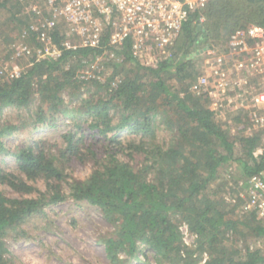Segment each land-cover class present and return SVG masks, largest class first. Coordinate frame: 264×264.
Segmentation results:
<instances>
[{
    "label": "trees",
    "instance_id": "trees-1",
    "mask_svg": "<svg viewBox=\"0 0 264 264\" xmlns=\"http://www.w3.org/2000/svg\"><path fill=\"white\" fill-rule=\"evenodd\" d=\"M21 3L0 0V18L7 17V30H23L43 47L28 16L20 18ZM252 24L264 26V0H214L193 13L174 45L149 63L135 57L130 42L113 59L106 35L99 48L64 50L57 60L32 58L14 77L3 75L0 116L15 111L17 121L0 117V157L12 156L17 170L0 167V185L17 196L0 189V264H15L8 257L11 232L69 199L95 206L113 226L101 239L111 264L138 260L141 246L155 253L157 264H199L205 253L206 264H264V249L246 243L248 235L264 238V219L242 215L238 185L231 192L236 204L223 196L235 162L244 189L250 176L264 179L262 133L248 132L250 112L242 107L247 89L222 92L213 79L194 89L205 73L196 59L207 50H225L227 36ZM7 30L0 34L11 36ZM65 39L63 30L53 34L55 46ZM96 65L103 72L90 76ZM211 89L236 112V123L225 120L227 109ZM62 124L69 130L61 143L6 145L30 126L59 130ZM89 164L85 179H70L72 167ZM184 225L196 236L194 248L183 243Z\"/></svg>",
    "mask_w": 264,
    "mask_h": 264
},
{
    "label": "built area",
    "instance_id": "built-area-1",
    "mask_svg": "<svg viewBox=\"0 0 264 264\" xmlns=\"http://www.w3.org/2000/svg\"><path fill=\"white\" fill-rule=\"evenodd\" d=\"M211 1L214 0H26L30 29L50 48L33 54L30 47L22 46L20 53L38 60H57L64 50L99 48L107 35L113 59H117L115 52L130 42L135 57L149 63L153 54L167 52L189 17L202 11ZM57 30H63L66 36L60 47L53 44ZM208 54L213 57L209 66L220 71L215 75H223L217 81L222 92L231 87L242 90L251 82L259 85L261 98L250 113L248 132H261L264 145V26L252 24L239 28L231 34L225 50L213 49ZM0 72L1 79L4 72ZM209 83L206 70L198 78V85L207 88ZM246 184L245 189L241 184L244 193L239 196L244 200L240 208L242 215L255 213L264 219V179L255 174ZM225 199L229 204L238 201L231 194ZM180 230L184 245L194 248L196 236L186 225ZM208 258L207 253L202 254L199 264H206Z\"/></svg>",
    "mask_w": 264,
    "mask_h": 264
},
{
    "label": "rangeland",
    "instance_id": "rangeland-1",
    "mask_svg": "<svg viewBox=\"0 0 264 264\" xmlns=\"http://www.w3.org/2000/svg\"><path fill=\"white\" fill-rule=\"evenodd\" d=\"M20 1L22 2V10H19V16L21 19L25 20L26 0ZM27 18L30 21V18ZM6 22L9 24L7 17L0 18V30H7L4 24ZM202 22H204V20ZM8 33H12V35L7 37L6 34H0V70L4 72L3 75L18 73L30 67L32 56L21 54L20 48L22 46L30 47L33 54L38 50L50 48L49 45L46 46V44L44 45L42 42L43 47H36L27 40V37H25L26 35L23 34V30L19 31L12 28ZM72 35L75 36L76 34L72 32ZM230 36L231 34L227 36L225 48L228 46ZM7 38L10 40L14 38V40L8 43L6 40ZM214 50H219V48ZM208 51L209 50L204 51L202 55L196 59L197 64L200 65L202 70H205V73L206 70H208L210 80L213 79V81L217 82L219 79L223 78V75L221 73L216 76L215 74L220 73V71L217 69L214 70V68L209 66V60L213 57L209 56ZM95 70L103 72L101 67L96 65L91 68V72H88L89 75H94ZM0 74L2 73L0 72ZM173 86H177V83L173 82ZM198 88L201 89L198 85V81H196L194 89L198 90ZM246 89L247 95L245 97L243 96L244 101L242 102V107L244 110H242L245 111L244 107L248 105V111L251 113V111L255 109L253 103L258 102L261 98V91L257 82L249 83ZM210 92V96L216 98L219 107L223 106L226 109L228 108V106H225L223 103L225 98H222L218 90L211 89ZM86 96L87 95L84 97L86 98ZM64 98L66 102L70 101L68 94H65ZM243 111H240L238 114L243 115ZM235 115L236 112L227 109L225 120L234 122ZM0 117L2 119L11 118L17 121V112L5 110ZM68 130L69 128L65 124H62L59 130H35L33 126H30L28 130L6 139V145L8 148L14 149L17 146H24L40 139L50 144H55L56 142L61 143L62 135ZM167 134L168 133L164 131L160 132L161 136ZM0 167L5 171L14 172L17 170V164L10 155H2L0 157ZM239 169V164L236 162L233 163L230 171L235 175L234 177L226 176V178H224L226 184L223 196L230 195L232 189L237 185V193H235V195L237 194L240 196V194L244 193L243 189L240 188L242 179L240 178L241 174ZM91 171V164L86 166L76 165L72 167L68 173L71 175L70 179L83 180ZM43 185L44 184L41 182L38 184V187L44 188ZM216 188L217 187L214 185L211 186V190H215ZM0 189L8 192L10 196H17V194L13 193L7 187L0 185ZM113 230V226L103 218L98 208L86 202L76 203L72 199H69L56 206L48 207L45 216L31 219L28 223L24 224L19 231L11 232L8 238H6L9 251L8 257L11 258L15 264H111L107 257L105 246L101 243V239L108 236ZM183 243L185 244L184 241ZM246 243L254 249H264V238H255L252 235H248ZM141 248L144 249V252L138 254L139 259L133 260L130 264H157L155 253L145 250L143 246H141Z\"/></svg>",
    "mask_w": 264,
    "mask_h": 264
}]
</instances>
